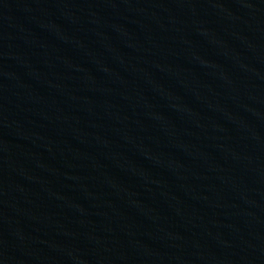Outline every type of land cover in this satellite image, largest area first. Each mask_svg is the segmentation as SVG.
<instances>
[{"label": "water", "instance_id": "95a60500", "mask_svg": "<svg viewBox=\"0 0 264 264\" xmlns=\"http://www.w3.org/2000/svg\"><path fill=\"white\" fill-rule=\"evenodd\" d=\"M0 264H264V0H0Z\"/></svg>", "mask_w": 264, "mask_h": 264}]
</instances>
